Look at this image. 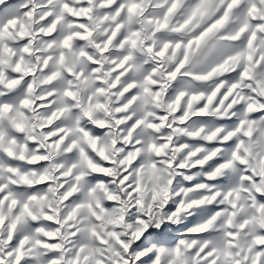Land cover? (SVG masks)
Instances as JSON below:
<instances>
[{
	"label": "clouds",
	"instance_id": "obj_1",
	"mask_svg": "<svg viewBox=\"0 0 264 264\" xmlns=\"http://www.w3.org/2000/svg\"><path fill=\"white\" fill-rule=\"evenodd\" d=\"M131 2L0 0V257L155 264L145 259L161 247L151 232L167 226L183 241V264H264L256 0H241L187 61V44L223 0L190 25L180 12L164 29L168 0H137L135 13ZM12 20L26 25L23 36ZM213 159L227 167H209ZM163 247L167 262L174 248Z\"/></svg>",
	"mask_w": 264,
	"mask_h": 264
},
{
	"label": "snow or ice",
	"instance_id": "obj_2",
	"mask_svg": "<svg viewBox=\"0 0 264 264\" xmlns=\"http://www.w3.org/2000/svg\"><path fill=\"white\" fill-rule=\"evenodd\" d=\"M220 0H168V4L170 6L167 7V14L164 16V18L158 22L157 26L160 29H164L168 26L169 19L173 17L174 15H178L180 12L185 13L184 16V23L186 25H190L193 23L194 20H196L198 17L205 16L206 13L209 12V8L211 5L215 3H219ZM241 3V0H223V5L220 9L217 10V15L209 21L207 25H205L200 31L199 34L191 40L187 44L188 49V55L185 56V61L188 60L189 55L195 56L199 54L200 47L204 46L208 40L211 39L212 35L217 30H223L224 27L227 25V22L229 21L230 14L232 11ZM261 5H264V0H256L255 3H252L249 8V15L253 16L254 18L257 16V14L260 15V19L264 20V13H261ZM67 8V11L70 13H73L74 15L79 16L81 12H86L87 9H81L80 12H76L74 8L65 6ZM141 7L140 3L137 2V0H132V2L128 5V11L130 13H135L139 8ZM13 26H15L17 23H19V30L20 35L23 36L26 30V25L23 23H20L18 20H12L9 21ZM264 31V28L261 29ZM237 37H233V39H236ZM252 39H255V35L252 36ZM111 43V41H109ZM135 43V41H133ZM65 44L67 45V41H65ZM177 48L181 47L180 44L176 45ZM169 48L168 44L164 45V49L157 53L158 56H164L165 52ZM4 51H9L8 48H5ZM211 55V53H209ZM184 68V64L182 63L180 67L177 69V72L181 71ZM21 68L19 65L16 67V72H20ZM175 75V73H174ZM245 76H247V72H245ZM206 78V77H202ZM193 99H198V97H193ZM25 105L28 104V101L25 100L23 102ZM3 110L7 112L9 110V106L7 104L3 105ZM227 146V145H225ZM219 165L220 167L224 168L227 167L226 163H223L222 161L218 159L211 160L209 167ZM209 183H216L215 180H210ZM35 198V197H33ZM258 200L261 201L262 207L258 209V211L264 213V195L258 196ZM0 200H7V196L4 195L3 192H0ZM17 202L15 200L12 201V204L15 205ZM215 210L214 205L209 206L204 211V215L209 216L210 213H212ZM24 211H28V206L24 205ZM195 219V218H193ZM211 219V218H210ZM192 221H189V224H191ZM231 223V221H229ZM13 229L15 228V224H13ZM187 227V225H185ZM207 229V225L204 227L196 228L194 231L197 234H204ZM151 235L154 237V242L158 245H161L159 249V255L156 253H152L145 257L146 260H153L155 257V264H183L182 260V249L178 246V242L182 243L183 241H180L179 238L174 235L173 232L167 231V226L161 228L159 231L153 230L151 232ZM186 235H191V233H187ZM10 242L12 244H16L17 241L14 238H10ZM256 243L259 247L264 248V238L258 237L256 240ZM164 245L170 246V248H174V252L172 253L173 258L168 260L167 262L164 261L163 256L165 253ZM146 246V245H145ZM125 247H127L125 245ZM207 250V245L204 246L202 251ZM211 254V253H210ZM0 264H6L3 257H0ZM16 264H23L21 256L16 257Z\"/></svg>",
	"mask_w": 264,
	"mask_h": 264
}]
</instances>
